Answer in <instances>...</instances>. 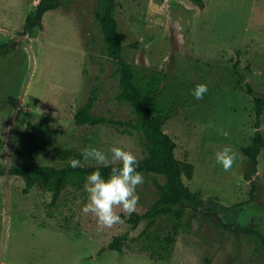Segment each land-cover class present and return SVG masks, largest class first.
Instances as JSON below:
<instances>
[{"label": "rangeland", "instance_id": "rangeland-1", "mask_svg": "<svg viewBox=\"0 0 264 264\" xmlns=\"http://www.w3.org/2000/svg\"><path fill=\"white\" fill-rule=\"evenodd\" d=\"M37 2L0 0V44L8 50L0 53V264H264V147L251 201V184L244 177L247 157L241 151L255 130L253 96L244 82L264 92V0H202L203 6L192 0H115L123 57L156 82L155 107L169 112L163 127L177 143L175 154L194 163L186 183L205 199L202 207L185 206L165 259L158 254H167L163 238L171 233V218L159 217L143 233L146 219L132 228L129 214L117 209L121 222L98 230L96 218L82 212L85 183L79 189L69 184L51 206L50 191H26L22 177L6 171L28 156L25 125L15 119L18 108L34 123L42 164L64 166L72 158L95 164L81 156L89 145L106 153L113 144L126 145L137 158L143 154L135 131L74 121L92 90L97 92L94 114L133 117L131 107L116 99L115 66L105 56L94 16L104 0H74L71 10H47L42 27L19 33ZM198 83L208 86L199 100L191 94ZM209 122L228 137L206 127ZM225 145L237 154L227 172L215 160ZM143 177L136 189L139 212L158 197L153 176ZM209 199L220 206L208 208ZM121 233L126 234L122 251L107 248Z\"/></svg>", "mask_w": 264, "mask_h": 264}, {"label": "trees", "instance_id": "trees-1", "mask_svg": "<svg viewBox=\"0 0 264 264\" xmlns=\"http://www.w3.org/2000/svg\"><path fill=\"white\" fill-rule=\"evenodd\" d=\"M199 6H203L202 0H192ZM74 0H38L34 9L28 12L24 18L21 34H29L35 27H42L43 14L50 9L63 7L71 10L74 7ZM115 0H104V7L97 9L94 16L99 22L100 31L103 35L105 45V56L115 66L119 91L116 95L118 102L128 104L131 107L133 117L124 121L114 118L96 115L92 109L97 99V92L92 90L88 100L80 104L75 113L74 121L77 124H107L113 125L122 132L138 134L142 146V156L138 158V171L144 176H153V182L158 190V197L144 211H134L129 215L127 221L132 228H135L142 219H146L147 229L156 224L157 219L166 216L173 220L171 233L163 238V247L167 248L166 256L158 254V258L168 257L170 245L174 242L180 220L184 216V208L191 205L194 208L204 206L205 199L199 190H193L186 183L191 179L194 172V163L189 160H180L175 154L176 141L164 130V123L169 118L168 111H160L155 107L157 94L156 82L143 78L141 71H138L127 59L123 57L124 44L118 30V22L115 18ZM5 44H0V53L8 50ZM5 51H1V50ZM90 57L93 52L89 50ZM243 79V74L239 73ZM244 89L253 96L254 102V126L260 128L261 116L264 111V92H257L249 81L244 82ZM15 119L25 125L28 156L25 160L10 164L6 171L11 175H19L24 181L26 191L38 187L51 192L49 205H55L64 189L70 184L79 189L86 181V177L96 169L95 164L84 165L83 167L72 168L70 164L55 166L42 164L38 156L40 146L34 132V123L26 117V110L18 108ZM264 147V134L254 131L251 142L241 146L242 153L247 157L244 177L251 184L250 198L256 195V182L253 176L257 172L258 155ZM102 174L107 175L109 169L101 168ZM4 169H0V174ZM162 178V179H160ZM211 202L208 208L220 206L218 200ZM241 206V203L233 206ZM222 207H226L221 205ZM207 209V207H206ZM250 234L263 240V236L256 230L245 228ZM126 234H117L107 244V248L122 251ZM150 248V244L146 246ZM152 257H155L151 249Z\"/></svg>", "mask_w": 264, "mask_h": 264}, {"label": "clouds", "instance_id": "clouds-1", "mask_svg": "<svg viewBox=\"0 0 264 264\" xmlns=\"http://www.w3.org/2000/svg\"><path fill=\"white\" fill-rule=\"evenodd\" d=\"M208 93V86L198 83L191 91L192 96L199 100ZM206 127L215 128L217 134L228 137L229 133L209 122ZM254 131L264 133V125ZM84 162L94 161L96 169L87 175L84 189L88 194L87 202L82 207L84 214H91L96 218L98 230L110 228L121 222L120 211L131 214L136 211L139 203L137 187L144 182L142 172L138 171L137 156L127 146L113 144L109 151L86 146L81 151ZM237 154L225 145L215 153V160L224 171H230L236 162ZM72 168L83 167L80 159L69 161ZM101 168L109 169L107 175L102 174Z\"/></svg>", "mask_w": 264, "mask_h": 264}]
</instances>
